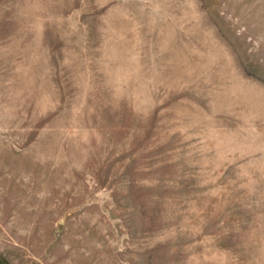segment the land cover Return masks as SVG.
Wrapping results in <instances>:
<instances>
[{"label": "rangeland", "instance_id": "obj_1", "mask_svg": "<svg viewBox=\"0 0 264 264\" xmlns=\"http://www.w3.org/2000/svg\"><path fill=\"white\" fill-rule=\"evenodd\" d=\"M0 264H264V0H0Z\"/></svg>", "mask_w": 264, "mask_h": 264}]
</instances>
